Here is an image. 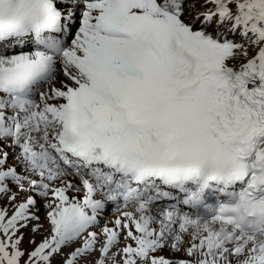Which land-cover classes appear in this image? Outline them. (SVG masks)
Instances as JSON below:
<instances>
[{
  "label": "snow or ice",
  "instance_id": "snow-or-ice-1",
  "mask_svg": "<svg viewBox=\"0 0 264 264\" xmlns=\"http://www.w3.org/2000/svg\"><path fill=\"white\" fill-rule=\"evenodd\" d=\"M28 38L0 51V264H264V0H0V48Z\"/></svg>",
  "mask_w": 264,
  "mask_h": 264
},
{
  "label": "bare ground",
  "instance_id": "bare-ground-1",
  "mask_svg": "<svg viewBox=\"0 0 264 264\" xmlns=\"http://www.w3.org/2000/svg\"><path fill=\"white\" fill-rule=\"evenodd\" d=\"M79 10H77V12H78ZM186 21L189 19V14H188V12L186 11L185 12V15H184V17H183ZM193 27L194 28H198V27H200V25H199V22H197L196 24H194L193 25ZM209 31H212V28L211 27H209V29H208ZM229 38L230 39H235V40H237L238 42L240 41V37H239V34H237L236 36H232L231 34H229ZM8 48H10V47H8ZM3 49V48H0V51H7V50H9V49ZM251 50H252V52H251ZM254 52H255V49L254 48H252V47H249L248 48V55H249V57L251 56V55H253L254 54ZM9 55H12V54H9ZM243 62H245V58L242 56V57H240V59L239 60H233V61H230L229 63L230 64H234V63H237V64H240V63H243ZM59 76V75H58ZM62 79H64V77H63V75L60 73V76L57 78V85H59V80H62ZM39 100V99H38ZM37 100V101H38ZM7 145H8V147L6 146V144L4 143V141H2V142H0V148H3V150L4 151H7V152H9V154H15V153H17L18 151H19V149L18 148H13L11 145H10V142H7ZM8 164L9 165H14V164H16L17 162H16V159L15 158H11V159H8ZM18 167H21L22 169V171L21 172H25V169L23 168V166L22 165H18L17 166V169H18ZM18 171V170H17ZM19 172V171H18ZM68 180H71L73 183H75V184H79V179L77 178V177H68L67 178ZM53 186H60L59 185V182H56ZM25 187L27 188V185H25ZM21 193H23L24 194V199L26 198V196L29 194L28 192H21ZM68 195L71 197V196H73V195H75L76 197H77V199H80V200H82L83 199V192H80V193H76V192H74L73 190H69V192H68ZM39 197H36V199H37V204H36V206L34 207V208H32V210L40 217V218H42V216H40V214H39V212H38V206H39V199H38ZM45 201H47V203H50V202H54V198H52V199H47V200H45ZM122 204V203H121ZM4 206H8L9 207V211H11V206L8 204V201H7V199L6 198H0V207H4ZM178 206V205H177ZM49 208H47V211H50L51 209H49ZM156 209H162V208H158V207H153V211L155 212V210ZM123 209L121 208V211H122ZM103 214V212H100L99 213V215H102ZM117 215H119V212L118 211H116V212H114V214H112V218H113V220L112 221H114V219L116 218V216ZM110 219H111V217H109ZM42 219H43V222H42ZM42 219H40V223L42 224V225H45L46 226V228H42L41 229V231L40 232H38V233H32L31 232V225L28 227V228H25V229H23L22 231H23V234H24V241H23V244H22V247L24 248V249H30L31 247H32V245L29 243V241H30V239H32L33 237L35 238V240L37 241V242H39L45 235H47L48 234V231H49V224H48V221H47V218H42ZM104 219V218H103ZM105 220H106V217H105ZM109 220V219H108ZM111 222V221H110ZM32 223H35V222H32ZM103 225V224H102ZM94 226V225H93ZM93 226H91L90 227V229H89V231H95V232H98V230L96 231V229L94 228L93 229ZM109 227H112V222L110 223V225H108ZM103 227V226H102ZM101 229V228H100ZM133 231H134V229H133ZM99 233V232H98ZM86 235V234H85ZM187 238V237H186ZM129 242H131V241H129ZM77 246H79V242L77 243V244H73V245H71V248L70 249H68L67 251H63V253H68L69 251H71L73 248H75V247H77ZM157 255H161V256H164L165 258H167V259H170V260H173V261H179V260H181V259H188V257H187V254H186V252L184 251V249H183V247L180 249V250H178V251H176V250H173V249H171L170 247H165V248H163V249H161V250H159L158 251V253H157ZM90 258V257H89ZM92 258H94V257H92ZM91 258V259H92ZM62 259H63V254L62 255H57V256H55V257H53V261H52V264H62ZM87 260V259H86ZM89 260V259H88ZM79 264H86V262H85V260H81L80 262H79Z\"/></svg>",
  "mask_w": 264,
  "mask_h": 264
},
{
  "label": "rangeland",
  "instance_id": "rangeland-1",
  "mask_svg": "<svg viewBox=\"0 0 264 264\" xmlns=\"http://www.w3.org/2000/svg\"><path fill=\"white\" fill-rule=\"evenodd\" d=\"M251 52H252V50H251ZM240 57H242V56H240ZM240 57H237L236 58V60H239L240 59ZM234 64H237V63H234ZM230 65H232V64H230ZM60 70H58V72H59ZM60 76V73H58L57 74V78ZM7 142H10V138L8 139V140H4V143L6 144V146L8 147V145H7ZM9 153V152H8ZM11 158H15V154H9V156H8V159H11ZM22 168L21 167H18V171L19 172H21L22 170H21ZM12 191L13 192H16L17 193V202H19V201H21V200H23L24 199V197L22 198L21 197V192L14 186L13 188H12ZM39 199V206L37 207L38 208V212H39V214H40V216H42V218H47V201H45L46 199H44V198H41V197H39L38 198ZM48 199H52V198H48ZM122 203V202H121ZM117 204L116 203H114V202H108L107 204H106V206H105V208H104V210L103 211H101V212H103V214L102 215H98V221H97V223L93 226V229L95 228L96 229V231L98 230V232H100V228H103L104 226H105V224H108V225H110V223L112 222V220H113V216H112V214H114V212H116L117 211ZM153 207H155V206H153ZM50 209V208H49ZM48 209V210H49ZM33 211V210H32ZM34 212V211H33ZM105 217H106V220H105ZM109 217H111V219L109 218ZM42 218H40V219H42ZM104 218V219H103ZM109 219V220H108ZM111 221V222H110ZM42 222H43V219H42ZM103 224V225H102ZM103 226V227H102ZM43 228H46V226L45 225H43ZM124 239H123V236H121V238H120V246H123V244H124ZM78 242H76L75 244H77ZM71 248V246L70 247H66V248H64L63 249V251H67L68 249H70ZM95 256V253L92 255V256H88L86 259H87V261H91L93 258L92 257H94ZM90 257V258H89ZM92 258V259H91ZM89 259V260H88Z\"/></svg>",
  "mask_w": 264,
  "mask_h": 264
}]
</instances>
